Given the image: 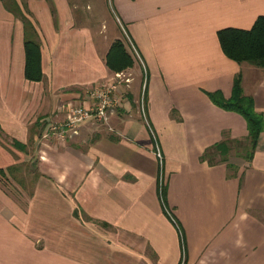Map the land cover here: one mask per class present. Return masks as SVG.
<instances>
[{
	"label": "crops",
	"instance_id": "0c3cea01",
	"mask_svg": "<svg viewBox=\"0 0 264 264\" xmlns=\"http://www.w3.org/2000/svg\"><path fill=\"white\" fill-rule=\"evenodd\" d=\"M83 1L0 0V264H264V132L237 160L248 124L212 99L241 75L264 118V69L219 39L251 30L264 0H111L98 29ZM12 2L38 35L39 82ZM117 41L134 64L108 124L47 136L62 103L116 80ZM221 143L228 156L204 159Z\"/></svg>",
	"mask_w": 264,
	"mask_h": 264
},
{
	"label": "trees",
	"instance_id": "16d2710c",
	"mask_svg": "<svg viewBox=\"0 0 264 264\" xmlns=\"http://www.w3.org/2000/svg\"><path fill=\"white\" fill-rule=\"evenodd\" d=\"M6 7L25 24V47L27 52L26 77L30 81L39 82L43 78L41 68V45L38 35L30 20L26 18L15 2L5 3ZM221 46L225 54L238 63H249L264 69V17L256 22L249 30L226 29L219 33ZM133 60L124 48L121 41L115 42L107 58V65L115 73H121L133 66ZM213 101L221 108L243 116L248 124V147L251 158L258 144L260 135L264 132V118L255 110L253 98L243 93L242 76L239 75L234 84L233 96L229 100L221 98L218 94L212 95ZM212 151L221 153L223 158L228 156L230 148L226 143L215 146L207 151L204 159L212 160Z\"/></svg>",
	"mask_w": 264,
	"mask_h": 264
},
{
	"label": "built area",
	"instance_id": "2783aa9c",
	"mask_svg": "<svg viewBox=\"0 0 264 264\" xmlns=\"http://www.w3.org/2000/svg\"><path fill=\"white\" fill-rule=\"evenodd\" d=\"M123 80L127 83L131 81L130 78L125 79L122 73L117 74L115 81L89 91L81 103H68L65 108V119L51 123L47 136L58 142H67L79 135L81 125L87 121L98 120L108 124L109 114L118 105L115 95ZM158 155L161 157L160 154Z\"/></svg>",
	"mask_w": 264,
	"mask_h": 264
},
{
	"label": "rangeland",
	"instance_id": "374dc122",
	"mask_svg": "<svg viewBox=\"0 0 264 264\" xmlns=\"http://www.w3.org/2000/svg\"><path fill=\"white\" fill-rule=\"evenodd\" d=\"M87 6L90 7L89 8V11H87ZM105 6L107 7V9L111 13L112 10H113V6H112L111 0H107L104 3L102 2V0H84L83 1V4H81V10H82V12H84V13H87V12L89 13L90 12V13L94 14V20L93 19L91 20V25L94 26L96 29H98L100 27V25H99L100 24V21L104 18L103 14H105V9H104ZM126 41L129 43L130 48H132L131 49L132 52L135 53V49H134L133 45L130 43V40L127 38ZM139 91H140V88H139ZM83 94H85V93H83ZM84 99H85V95H83V97H82L81 100H84ZM68 102L62 103L61 106L58 108L57 111L58 112L65 111V108L64 107L66 106V104ZM143 117H144V114L142 113V118ZM143 120H145V122H146V118L145 117H144ZM97 122H101V121H97ZM238 147H239V145L237 146V148L233 152V154L235 153V155L238 154V155H236L237 160L238 159H243L244 157H246L249 154V147L247 145H245V146L244 145L243 146L241 145L240 148H238Z\"/></svg>",
	"mask_w": 264,
	"mask_h": 264
}]
</instances>
